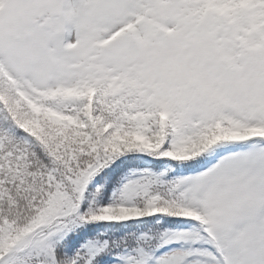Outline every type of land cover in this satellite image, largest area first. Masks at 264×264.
Instances as JSON below:
<instances>
[{
  "label": "snow or ice",
  "instance_id": "1",
  "mask_svg": "<svg viewBox=\"0 0 264 264\" xmlns=\"http://www.w3.org/2000/svg\"><path fill=\"white\" fill-rule=\"evenodd\" d=\"M0 264H264V0H0Z\"/></svg>",
  "mask_w": 264,
  "mask_h": 264
}]
</instances>
